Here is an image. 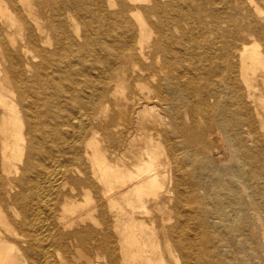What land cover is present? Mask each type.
<instances>
[{
    "label": "bare ground",
    "instance_id": "1",
    "mask_svg": "<svg viewBox=\"0 0 264 264\" xmlns=\"http://www.w3.org/2000/svg\"><path fill=\"white\" fill-rule=\"evenodd\" d=\"M0 264H264V0H0Z\"/></svg>",
    "mask_w": 264,
    "mask_h": 264
}]
</instances>
